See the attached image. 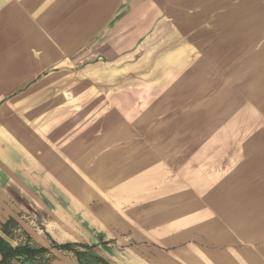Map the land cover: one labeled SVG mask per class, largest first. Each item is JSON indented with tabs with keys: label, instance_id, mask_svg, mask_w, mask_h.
I'll return each instance as SVG.
<instances>
[{
	"label": "crops",
	"instance_id": "0c3cea01",
	"mask_svg": "<svg viewBox=\"0 0 264 264\" xmlns=\"http://www.w3.org/2000/svg\"><path fill=\"white\" fill-rule=\"evenodd\" d=\"M193 1L191 8L180 4V16H231L230 3L213 2L210 9L209 4ZM137 10V0H0V43H12L18 49L11 55L12 62L32 65V70L12 77L17 82L11 90L2 91L0 99V238L13 248L26 245L35 251L28 258H12L11 264H202L201 256L208 257V264H264V88L257 89L262 99L255 106V123L246 127L249 135L212 134L218 120L221 127H227L223 123L233 110L226 88L216 89L210 82V87L201 88L204 73L192 71L180 72V93L171 91L169 68L162 69V65L176 63L177 59H170L175 52H161L153 62L152 55L161 46L159 38L152 35L140 48L137 45L138 32L169 30L162 25L155 29L136 25ZM123 32L129 33L131 41L121 46ZM26 52L29 61L23 57ZM180 64H185L184 57ZM258 64L263 65L262 80L264 60ZM106 80L112 93L107 104ZM138 82L147 86L138 89ZM122 96L129 97V104H122ZM171 111L180 112L176 194L156 190L147 199L129 201L128 207L108 204L114 210L107 220L121 225L138 246L117 251L104 243L110 238L104 234L91 237L94 246L48 241L26 227L18 215L25 208L26 159L35 161L37 170L42 160L56 161L50 164L52 169L57 161H68L62 165L67 170L63 174L73 177L79 171L85 182L89 175L102 174L85 161L105 160L96 155L104 153L105 127L114 128L107 141L120 143V127L128 128L126 139L134 127L157 132L167 126L170 117L164 113ZM125 112L148 113L144 117L129 114L122 124ZM106 120L111 124H105ZM91 128L100 132L90 135ZM149 138L134 140V144L149 145L144 156L132 152L128 157L118 154L116 159L152 160L136 168L139 172L150 169L148 175L156 179L164 174L158 161L168 147L162 145L175 141L160 134ZM75 191L73 186L63 192L73 199Z\"/></svg>",
	"mask_w": 264,
	"mask_h": 264
},
{
	"label": "rangeland",
	"instance_id": "374dc122",
	"mask_svg": "<svg viewBox=\"0 0 264 264\" xmlns=\"http://www.w3.org/2000/svg\"><path fill=\"white\" fill-rule=\"evenodd\" d=\"M182 2L191 8L193 2L196 1L137 0L136 25L142 23L147 26L149 24L153 25L152 29H155L156 25H162L163 29L167 27V30H169L155 33L138 32V47L140 48L144 41L152 38V35H156V38L158 37L160 40L158 45L161 46L152 55L153 62L157 56H160L161 52H175V55L173 53L174 56L170 54V59H177V62L162 65V69L169 68L168 88H171L170 90L173 92L180 93V72L185 74L192 71L204 73L200 76L202 77L200 78L201 88L213 86L219 89L224 86L227 91V100L231 101L233 110L230 113L231 115L229 114L230 116L227 115V122L223 123L227 127H221L222 123L218 120L217 127L212 134L218 136L249 135V132L245 133L248 130L246 127L255 123L254 121L257 119L255 106H257L258 100L262 99L257 89L260 86L264 88V78L259 79V73L263 65L258 64L264 60V0L198 1L202 5L209 4V7L213 2L218 4L230 3L232 12L231 16L227 18L226 16L212 14L207 16H180V7H182L180 4ZM146 10V14L142 15ZM159 12L162 15H159ZM154 13L157 15H154ZM131 24H134V22L131 21ZM193 26H196V28L192 29ZM128 35L127 32L121 33V46L130 43L131 39ZM182 42H184V45L181 46ZM11 44L2 45V42L0 43V99L3 98L2 91L11 90L14 87L17 80L12 77H15L17 72L32 70V65L28 63L17 64L12 62L11 55H14L18 49ZM180 50L183 56L180 55ZM27 55H29L27 52L23 55L25 61H29ZM137 56L139 57L140 54L138 53ZM180 57L185 58V64H180ZM146 70L151 69L146 66ZM5 74L10 76L9 80H4ZM206 77H212V79L208 81ZM208 82L212 85L208 86ZM108 83L109 81L106 80V104L108 100H112ZM145 86L141 82L137 83L138 89ZM228 91L231 93L230 95H228ZM142 94H145V92H142ZM144 98H147V96H144ZM128 99V96H122V104H129ZM139 104H141V100H139ZM144 106L143 104L142 107ZM147 113L125 112L122 113V120L124 118L128 120L129 114L144 117L147 116ZM164 114L169 115L170 118L166 122L167 126L163 129L157 128L158 133L156 129H153L152 133V129L148 127H134L131 128V136L126 139L128 128L120 127V143L109 140L108 142L107 135L111 134L114 128H104V140L106 141L104 153L102 150L96 155L104 156L105 160L99 158L85 161L89 168L93 166L94 170L99 169L97 171L101 170L102 174L87 176L81 186L74 184L76 189L73 193L74 205L70 203L68 195L64 194L63 191H59L60 187L64 186L61 180L70 181V177H72L63 174L67 170H64L62 165L65 162L68 163V161H57V168L52 169L50 164L56 161L42 160V166L40 170H37L33 164L35 161L26 159L24 161L25 175L23 176L25 208L18 210V215L24 221L26 227L48 241L53 238L60 243L70 241L83 244L81 246H86L85 243H91L90 245L94 246V239L91 237L97 238L98 235L104 234L105 237H110L104 243L117 251H125L130 247L138 246L135 241L130 240L126 231L119 228L121 225L119 226L117 223L107 220L114 210L108 204L125 203L124 205L128 207L129 201L147 199L156 190H166V193L176 194L177 185H180V169H177L180 165V142H176L180 141V112L171 111ZM220 114V112L217 113V115ZM126 119L122 121V124L127 123ZM107 123L111 124L110 121L106 120L105 124ZM89 130L90 135L92 131L96 132L98 130L100 132V129L91 128ZM108 131L109 133H106ZM158 134L168 136L169 141H175V143L162 145L168 147V149L163 150V156L165 157L161 159L162 161H158L163 164L160 170L164 173L159 175L158 178L152 179L148 175L150 169H142L139 172L140 170L136 168V165L138 168L144 167L146 162H153L152 160L116 159L118 154L122 157H128L127 155L132 152L137 156H144V152H149L145 151V147L149 145L145 143L134 144V140L138 139V141L144 142L150 139V135ZM134 146H136V149H134ZM12 162L16 163L17 161ZM76 162L80 161H72V164ZM46 163L47 165H45ZM94 164L96 165L94 166ZM38 171L41 172V175L35 174ZM49 171L60 173V176H52ZM225 177L224 175L221 176L222 179H225ZM52 178L55 179V182ZM70 206L71 209L69 210L68 207ZM54 207H58L61 213L55 211ZM127 207L125 209L116 206L115 209L127 210ZM10 208L12 209V206ZM20 233L25 234L24 232ZM76 237L79 238L76 239ZM33 245H35L34 242ZM77 248H80V246H77ZM121 257L128 258L125 255ZM201 260L202 264H208L206 262L208 261L207 256H201Z\"/></svg>",
	"mask_w": 264,
	"mask_h": 264
},
{
	"label": "trees",
	"instance_id": "16d2710c",
	"mask_svg": "<svg viewBox=\"0 0 264 264\" xmlns=\"http://www.w3.org/2000/svg\"><path fill=\"white\" fill-rule=\"evenodd\" d=\"M54 246L58 248H68L70 244H55ZM38 250H43V248H39ZM34 253L35 251H33V249H31V247L29 246L23 245L22 247L13 248L9 246L2 238H0V264H11V259L16 258V256L25 255L28 258L31 257Z\"/></svg>",
	"mask_w": 264,
	"mask_h": 264
},
{
	"label": "bare ground",
	"instance_id": "6f19581e",
	"mask_svg": "<svg viewBox=\"0 0 264 264\" xmlns=\"http://www.w3.org/2000/svg\"><path fill=\"white\" fill-rule=\"evenodd\" d=\"M264 53V52H263ZM57 166V164L55 165V167ZM55 172V171H54ZM13 176V175H12ZM20 176V175H19ZM52 176H60V174H56V175H52ZM11 177V176H10ZM5 178V177H4ZM4 178H3V180H4ZM83 176H82V174H81V172H79V171H76V174H74V176L73 177H70V181H67L66 179L64 180V179H62L61 181H62V183H64V186L63 187H60V189H59V191H71L72 190V188H73V186H74V184H78L79 186H81L83 183H84V181H83ZM15 179V178H14ZM52 180L55 182V179L54 178H52ZM21 186H23V185H21ZM78 186V187H79ZM74 189H75V187H74ZM18 191V190H17ZM29 191V190H28ZM43 195V194H42ZM23 196V195H22ZM70 200V203L72 204V205H74L75 203H74V201H73V199H69ZM77 205V204H76Z\"/></svg>",
	"mask_w": 264,
	"mask_h": 264
}]
</instances>
